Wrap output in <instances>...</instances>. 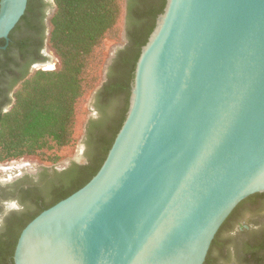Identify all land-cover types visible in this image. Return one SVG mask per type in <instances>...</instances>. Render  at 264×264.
Here are the masks:
<instances>
[{
	"label": "water",
	"instance_id": "obj_1",
	"mask_svg": "<svg viewBox=\"0 0 264 264\" xmlns=\"http://www.w3.org/2000/svg\"><path fill=\"white\" fill-rule=\"evenodd\" d=\"M27 0H0V38ZM128 108L81 187L21 229L13 264H203L264 192V0H166Z\"/></svg>",
	"mask_w": 264,
	"mask_h": 264
},
{
	"label": "trees",
	"instance_id": "obj_2",
	"mask_svg": "<svg viewBox=\"0 0 264 264\" xmlns=\"http://www.w3.org/2000/svg\"><path fill=\"white\" fill-rule=\"evenodd\" d=\"M165 2L52 0L51 3L37 5L36 0H27L19 21L25 20L27 12L40 4L54 6L49 20L48 43L58 56L59 65L55 69L26 73L14 93L13 105L0 114V162L35 154L49 161V165H55L61 151L73 147L76 142L78 106L96 85L97 71L104 59L99 50H102L103 40L116 33L120 18L125 20L128 43L116 48L107 66L106 79L95 93L93 106L97 116L89 118L84 126V162L72 160L68 169L56 171L60 183L46 186V197L40 188L25 189L21 202L27 207L34 206V209L23 212L21 217L11 222L12 226H8L6 235H0V264H13L12 255L18 235L28 221L85 184L101 166L124 120L141 47L153 30ZM18 25L16 23L13 29ZM47 168L45 166L44 170ZM246 199L232 210L218 229L203 264H210L211 247L217 243L218 234ZM262 243L260 247H264Z\"/></svg>",
	"mask_w": 264,
	"mask_h": 264
},
{
	"label": "flooded vegetation",
	"instance_id": "obj_3",
	"mask_svg": "<svg viewBox=\"0 0 264 264\" xmlns=\"http://www.w3.org/2000/svg\"><path fill=\"white\" fill-rule=\"evenodd\" d=\"M43 2L52 0H36L37 5ZM42 4L28 11L25 20H18L19 25L11 29L8 39L0 38V114L13 105L14 93L26 73L55 64L54 51L48 43L54 6ZM127 43L125 39L122 45ZM94 112L96 117L97 110ZM85 149L86 145L83 153ZM71 161L48 166L46 174L45 167L38 166L11 178H0V235H6L11 222L26 212L27 204L21 202L25 189L57 185L60 179L56 171L68 169ZM246 198L218 234L217 243L211 247L210 264H264V247H260L264 242V192Z\"/></svg>",
	"mask_w": 264,
	"mask_h": 264
},
{
	"label": "rangeland",
	"instance_id": "obj_4",
	"mask_svg": "<svg viewBox=\"0 0 264 264\" xmlns=\"http://www.w3.org/2000/svg\"><path fill=\"white\" fill-rule=\"evenodd\" d=\"M125 10L122 12V15H124ZM125 20H122L120 18L118 22L117 31L115 34L107 36L103 40L102 50H99L101 53H103L104 59L101 64V67H99L98 73V79L96 80V85L93 89H91L89 92L85 94L83 97V100L81 104H79V111H78V117H77V123H76V133H77V139L73 147H66L61 151V157L57 161L56 164L62 163L65 161L70 160H77L78 162H84L82 155H83V149L85 146V143L82 141L85 137V123L86 121L93 117L95 115L94 112V106L93 103L96 100L95 93L100 87V85L105 80V75L107 71V66L109 65L111 58L113 57V54L115 53V50L117 47L122 46L123 40H125ZM55 58V64H50L49 67L52 69H55L59 65V59L58 56L54 53ZM18 162H12V163H6L0 162V178H11V176L14 174L22 173L24 171H30L32 169L37 168L38 166H50V162L46 161L41 155H26L20 158H16ZM40 189L43 190V195H47V189L46 186H40ZM34 209V206L32 207H26V211H32Z\"/></svg>",
	"mask_w": 264,
	"mask_h": 264
},
{
	"label": "built area",
	"instance_id": "obj_5",
	"mask_svg": "<svg viewBox=\"0 0 264 264\" xmlns=\"http://www.w3.org/2000/svg\"><path fill=\"white\" fill-rule=\"evenodd\" d=\"M41 69H43V70H50L52 68L49 67V66H42ZM12 162H15L16 163V162H18V160L17 159H12V160L6 161V163H12Z\"/></svg>",
	"mask_w": 264,
	"mask_h": 264
}]
</instances>
